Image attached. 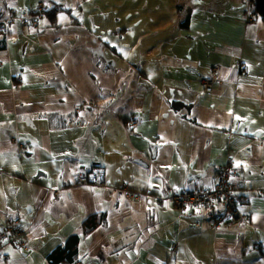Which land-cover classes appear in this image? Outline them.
<instances>
[{"label":"crops","instance_id":"crops-1","mask_svg":"<svg viewBox=\"0 0 264 264\" xmlns=\"http://www.w3.org/2000/svg\"><path fill=\"white\" fill-rule=\"evenodd\" d=\"M120 1L0 0V229L30 246L0 264H51L73 235V264H264V19L250 0ZM228 165L248 222L171 201Z\"/></svg>","mask_w":264,"mask_h":264},{"label":"built area","instance_id":"built-area-1","mask_svg":"<svg viewBox=\"0 0 264 264\" xmlns=\"http://www.w3.org/2000/svg\"><path fill=\"white\" fill-rule=\"evenodd\" d=\"M42 7V5H40ZM27 18L28 14H24ZM247 20H253V15L248 13ZM220 65H213L211 72L206 75L202 81L205 91L212 92L215 84L222 82L220 77ZM230 163L233 158H229ZM234 171L230 165L221 168L218 172L217 182L213 186H204L197 184L190 188H184L171 191V201L184 210L194 212H206L207 225L210 228H217L221 224L231 222L233 224H242L248 222L249 217L244 213L243 207L246 199L238 194L239 184L233 180ZM78 182L87 184L90 178L86 173H80ZM127 198L138 197L139 192L133 190L128 183L121 186ZM58 195V191H53ZM6 244L14 245L24 251L30 249L27 238V228L21 225L17 220H9L0 229V251ZM2 259L8 262V256L2 255Z\"/></svg>","mask_w":264,"mask_h":264},{"label":"trees","instance_id":"trees-1","mask_svg":"<svg viewBox=\"0 0 264 264\" xmlns=\"http://www.w3.org/2000/svg\"><path fill=\"white\" fill-rule=\"evenodd\" d=\"M250 4L254 14L264 19V0H250ZM189 18L190 15L188 13L184 20L181 22V25H188ZM78 243V235L70 236L66 241L65 245L59 247L56 251L52 252V254L49 255L50 263L73 264L77 260Z\"/></svg>","mask_w":264,"mask_h":264},{"label":"water","instance_id":"water-1","mask_svg":"<svg viewBox=\"0 0 264 264\" xmlns=\"http://www.w3.org/2000/svg\"><path fill=\"white\" fill-rule=\"evenodd\" d=\"M137 161H139V162L145 164V162H144L143 160H141V159H138Z\"/></svg>","mask_w":264,"mask_h":264},{"label":"rangeland","instance_id":"rangeland-1","mask_svg":"<svg viewBox=\"0 0 264 264\" xmlns=\"http://www.w3.org/2000/svg\"><path fill=\"white\" fill-rule=\"evenodd\" d=\"M121 2H122V1H120V0H119V2H118V3H121ZM127 15H128V14H127Z\"/></svg>","mask_w":264,"mask_h":264},{"label":"bare ground","instance_id":"bare-ground-1","mask_svg":"<svg viewBox=\"0 0 264 264\" xmlns=\"http://www.w3.org/2000/svg\"><path fill=\"white\" fill-rule=\"evenodd\" d=\"M14 246V245H13Z\"/></svg>","mask_w":264,"mask_h":264}]
</instances>
